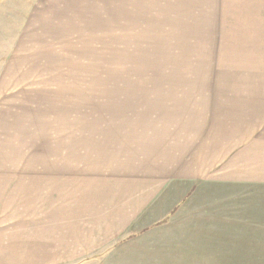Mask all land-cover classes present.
<instances>
[{
  "label": "crops",
  "instance_id": "crops-1",
  "mask_svg": "<svg viewBox=\"0 0 264 264\" xmlns=\"http://www.w3.org/2000/svg\"><path fill=\"white\" fill-rule=\"evenodd\" d=\"M207 1L159 14L152 50L172 71L105 90L138 99L87 111L79 168L0 170V264L134 256L141 240L164 264H264V0ZM162 222L172 237H146Z\"/></svg>",
  "mask_w": 264,
  "mask_h": 264
},
{
  "label": "rangeland",
  "instance_id": "rangeland-1",
  "mask_svg": "<svg viewBox=\"0 0 264 264\" xmlns=\"http://www.w3.org/2000/svg\"><path fill=\"white\" fill-rule=\"evenodd\" d=\"M175 1L198 11L205 0H0V170L79 168L80 153L95 146L87 111L138 99L103 97L105 90L148 87L144 74L172 71L152 49L159 14L169 25ZM162 224L146 237H172ZM148 242L137 241L128 257H16L9 264H164L145 255Z\"/></svg>",
  "mask_w": 264,
  "mask_h": 264
}]
</instances>
